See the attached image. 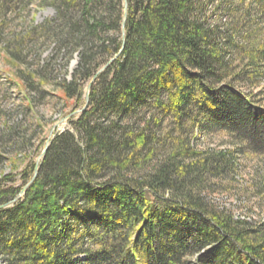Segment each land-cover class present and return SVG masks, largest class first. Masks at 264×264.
I'll return each instance as SVG.
<instances>
[{
	"label": "trees",
	"instance_id": "trees-1",
	"mask_svg": "<svg viewBox=\"0 0 264 264\" xmlns=\"http://www.w3.org/2000/svg\"><path fill=\"white\" fill-rule=\"evenodd\" d=\"M54 3L37 30L76 53L59 90L80 110L120 48L122 1ZM127 3L120 57L0 210V264H264L260 228L205 195L233 152L196 146L228 138L264 156V0ZM34 166L22 186L0 176V205Z\"/></svg>",
	"mask_w": 264,
	"mask_h": 264
},
{
	"label": "rangeland",
	"instance_id": "rangeland-1",
	"mask_svg": "<svg viewBox=\"0 0 264 264\" xmlns=\"http://www.w3.org/2000/svg\"><path fill=\"white\" fill-rule=\"evenodd\" d=\"M54 2L0 0V176H12L19 186L25 168L40 156L52 125L78 110L62 99L59 90L76 65V53L70 54L72 47L58 51L52 34L37 30L56 18ZM45 63L46 84L41 85L35 77ZM258 91L264 107V82ZM196 146L233 152L232 172L209 183L205 195L264 234V156L233 145L228 138L200 139Z\"/></svg>",
	"mask_w": 264,
	"mask_h": 264
},
{
	"label": "water",
	"instance_id": "water-1",
	"mask_svg": "<svg viewBox=\"0 0 264 264\" xmlns=\"http://www.w3.org/2000/svg\"><path fill=\"white\" fill-rule=\"evenodd\" d=\"M122 1V6H123V13H122V22H121V45L120 48L118 50L117 53H115L103 66H101L95 73L94 75L90 78V80L88 81L86 88H85V95H84V100H83V106L80 110L74 111L72 113H69L68 115L60 118L58 121H56L49 132V137L47 138L43 150L40 153V156L38 157L34 169H33V173H32V178L30 179V181L26 184V186H24L19 194L11 201L8 202L6 204L0 205V210L7 208L8 206L12 205L13 203L17 202L19 199H21L24 194L26 193L27 189L33 184V182L35 181V178L38 174L39 171V163L40 161L45 157V154L47 152V149L53 139V137L55 136V134L62 132L63 129H61L64 125L67 124V122L75 115H79L81 114L84 110L87 109L88 104H89V96H90V92L92 89L93 84L97 81V79L104 73L106 72V70L120 57L123 48H124V44H125V26H126V20H127V8H128V3L127 0H121Z\"/></svg>",
	"mask_w": 264,
	"mask_h": 264
}]
</instances>
